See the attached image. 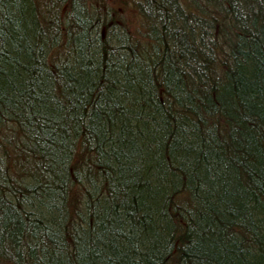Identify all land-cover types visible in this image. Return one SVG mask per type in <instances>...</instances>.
Listing matches in <instances>:
<instances>
[{"label":"trees","instance_id":"1","mask_svg":"<svg viewBox=\"0 0 264 264\" xmlns=\"http://www.w3.org/2000/svg\"><path fill=\"white\" fill-rule=\"evenodd\" d=\"M182 1L0 0V264H264V0Z\"/></svg>","mask_w":264,"mask_h":264},{"label":"bare ground","instance_id":"2","mask_svg":"<svg viewBox=\"0 0 264 264\" xmlns=\"http://www.w3.org/2000/svg\"><path fill=\"white\" fill-rule=\"evenodd\" d=\"M85 3L86 10L90 12L91 18L95 19L99 26L101 37L110 34V32L118 31L127 33L137 40L136 44L150 41L147 28L146 13L149 12L148 0H79ZM182 7H179L184 13L189 12L186 4L182 0H178ZM204 3V5H202ZM216 5L215 3H212ZM201 8L209 9L203 0L200 2ZM199 8V7H198ZM196 6V12H200ZM178 9V8H177ZM89 14V13H88ZM200 15V14H199ZM77 184V183H76ZM77 186L74 184V190Z\"/></svg>","mask_w":264,"mask_h":264}]
</instances>
